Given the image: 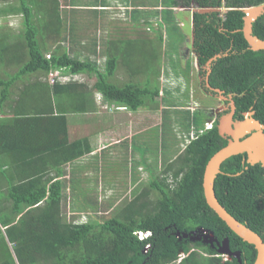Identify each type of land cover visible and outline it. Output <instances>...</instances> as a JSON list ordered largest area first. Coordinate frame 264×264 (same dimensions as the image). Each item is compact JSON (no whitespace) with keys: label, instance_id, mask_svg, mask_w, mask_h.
<instances>
[{"label":"trees","instance_id":"1","mask_svg":"<svg viewBox=\"0 0 264 264\" xmlns=\"http://www.w3.org/2000/svg\"><path fill=\"white\" fill-rule=\"evenodd\" d=\"M168 1L165 8L168 11L176 4L187 7L190 3V0ZM194 1L198 8L228 9L224 16H218L217 13L193 14V49L202 62L230 45L236 49L235 53L230 52L226 57L216 60L209 76L211 85L236 93L234 100L237 109L248 110L252 106L256 111L255 117L264 122V87L260 85L264 77V50L247 49L248 44L240 30L244 12L237 9L256 6L264 3V0H224L223 5L222 0ZM1 2L5 6L0 7V15L11 13L22 17V41L13 45L5 40L4 45L0 44V59L16 68L7 79H0L3 99L8 97L13 80L35 72L46 76L59 68L60 74V69H64L70 73L93 75L95 79L90 90L99 92L104 103H112L131 111L141 107L157 109L159 84L155 79H150L151 73H155L151 59L156 56L153 54L146 58L145 45L137 44L138 40L120 41L126 44L136 42V45L127 46L130 50L127 59L128 63L142 60L145 80L140 82L130 79L129 83L118 84L113 81L119 60V56L113 53V39L106 42L109 44L106 47L107 57L100 69L96 62L88 58L80 59L70 55L61 44L52 48L45 47V32L42 33V29L56 36L61 33L62 17L57 0ZM34 5L37 9L32 11ZM69 5L79 9L77 4ZM137 11L136 8L132 9V12ZM45 15L53 19L51 26L47 22L50 29L45 25L38 27L34 23L35 18L42 20ZM252 35L264 39V14L252 23ZM47 53L48 58L45 57ZM130 70L133 74L138 72ZM37 84L42 85L38 80L30 86ZM42 86L49 100L51 96L54 99L55 115L48 120L54 126L55 148L51 163L56 170L91 152L87 138L68 141L67 120L64 116L68 108L75 112L86 111L84 105L78 103L79 99L84 100L86 84L70 82L49 86L44 83ZM68 92L74 94L75 102L66 106L63 95ZM225 144L226 141L219 135L215 125L202 131L174 159L166 162L161 175L149 180L150 189L158 191L154 200L149 198V189H143L126 202L122 210L102 220L91 216L86 222L80 223L75 222L73 217L66 220L62 211L64 184L43 170L34 169L21 174L18 181L7 180L5 199L8 204L0 206L1 211H6L5 215H0V224L6 227L4 233L0 229V264H239L235 257L224 259L217 255L208 256L214 254L209 245L192 243L189 238L181 236L196 227L212 230L219 238L222 234L230 235L233 240L230 243L231 250H241V263L253 264L256 255L254 246L242 241L229 229L207 205L203 194L205 165ZM232 157L225 160L220 169H224ZM225 177L219 173L214 180L216 198L220 199L218 184ZM167 179H171V182ZM93 199L89 202L90 207L85 210L96 213L101 203ZM218 202L223 204L221 199ZM224 209L242 223L232 208L225 206ZM138 231H151V235L140 240L135 234ZM177 232L180 236H176Z\"/></svg>","mask_w":264,"mask_h":264},{"label":"crops","instance_id":"2","mask_svg":"<svg viewBox=\"0 0 264 264\" xmlns=\"http://www.w3.org/2000/svg\"><path fill=\"white\" fill-rule=\"evenodd\" d=\"M166 2L169 3L168 0H166ZM125 4H129V0H125ZM125 7L131 9L132 12V9L140 8V5H125ZM80 8H82V6H79V9ZM163 8L166 7L163 6ZM189 9L193 10L195 7H173L172 10L191 13ZM141 10L143 11L142 8ZM189 15L191 16V14ZM131 17L138 18V16L135 15H131ZM102 18L103 17H100L98 20ZM178 23L180 24V22ZM192 25L193 23L191 20V26ZM163 27L165 28V26ZM163 32L164 33H160V31H158V34L161 35V40L162 35L166 37L164 29ZM5 40L8 41L5 38L1 39L0 44L4 45L3 43H5ZM66 50L70 55H74L71 49L70 51L69 48ZM77 55L79 54L77 53ZM78 58H80V55ZM190 62L191 59L189 58L185 59L184 62H178V66L172 62V68L176 66L175 69L177 73L174 74L169 68L167 80L165 83H160L158 92L159 100H161L163 96L169 99L170 95H172V88L168 87L171 85L169 81L170 78L173 77L184 85L183 74L184 72L188 74ZM11 66L12 65H7L4 60L0 61L1 70H4L0 74L1 80L7 79L8 75L15 72L9 71L12 69ZM162 67L164 68V66ZM54 70L58 71L59 68ZM60 70L63 75L79 74V80L73 82L86 84L84 100H78L80 105H84V110L86 111L75 112L68 108L67 112H64V116L67 120L68 141L72 142L77 139L87 138L91 146V152L69 161L55 170L52 166L53 151L55 148L54 126L51 120H48L50 116L55 115L54 99L53 96H51L49 100L42 86L44 83L49 85L47 78L42 76L41 80L38 79L42 84L41 86L38 84L30 86L36 82V78L28 76L13 80L10 84L9 94L6 99H3L2 89L0 87V206L8 204L5 199L7 195V180L18 181L21 179V174L34 169L43 170L45 174L54 180L58 179L63 182V200L64 198L66 200L68 197L72 199V202L68 204L69 212L72 214L85 215L82 218H73L74 221H86V216L90 215V212L97 214L100 213L101 209H98L99 211L95 213L93 210L76 208V204H80V198H97V202L101 203L103 201L101 198H108L112 196V193L113 197L115 196L118 183L120 182H122L120 184L123 187H126L127 184L134 186V183L139 180L143 182L144 179H141L143 176L145 178L148 175L147 179L157 176V174H153L152 167L149 163L145 160L146 163L144 164L140 156L136 161H132L131 159V162L129 160V153L133 152L134 149L133 142L136 147L142 150L144 156L148 151L146 149V144L150 142V140H148L149 136L145 134L149 131H155L158 134L157 137L160 138L155 148L160 145L162 149V142L173 140L174 146L182 144L180 148L182 151L190 133L193 132L196 134L197 130L202 129L203 124L208 122L206 113L207 107L199 108L201 106L198 104L195 94H193V88L191 94H189L188 91L186 97L185 95L182 96L185 99L184 102L186 106L179 107L178 105H173L174 109L180 108L178 110H185L189 113V120L186 121L184 119L183 121V118L178 116V110L166 112L163 108L167 106H161L154 110L141 107L136 111L128 110L125 107L113 109V105L115 104L108 102L105 103L109 106H99V102L102 101L101 94L97 91L92 92L90 90L95 79L92 75L90 76L91 82L86 83L85 73H70L66 72L64 69ZM137 70V81L143 82L146 74L144 73V68L139 67ZM161 78H164V76L161 75L160 79ZM114 82L116 83L115 80ZM63 101L66 106H68V103L69 105L72 104V102H75L74 94L71 92L66 93L63 95ZM188 103L190 106L193 105L201 110L196 112L187 110ZM42 109H44V111ZM165 124L167 130L164 131L163 126ZM173 126H176L178 129L177 131H179L180 127L184 128V132L179 133L183 134V136L176 132L179 139L181 137L184 138V143L179 142V144H177L178 139H175L172 133L175 132ZM170 137L171 139H169ZM169 160L171 159L164 161L163 157L161 158V162L164 164ZM124 161H127V163ZM120 163H126L127 166L126 175L122 180L119 178ZM127 180L130 181L128 182ZM70 205H72V208ZM5 212V210L1 211L0 209V215H5ZM18 218L17 216L16 219ZM0 229L4 233L6 227L0 224Z\"/></svg>","mask_w":264,"mask_h":264},{"label":"rangeland","instance_id":"3","mask_svg":"<svg viewBox=\"0 0 264 264\" xmlns=\"http://www.w3.org/2000/svg\"><path fill=\"white\" fill-rule=\"evenodd\" d=\"M9 1H11L12 3H16L15 0ZM57 2L58 11L62 17L61 30L59 27L61 33L59 34V36H56L53 33H49L47 29H42V33L45 32V47L52 48L56 44H61L63 48H69V51L71 49L72 53L74 52L75 56L78 57L80 55L81 59L88 58L95 61L98 64L99 68L102 69V67L104 66L105 58L107 57L105 46L108 47L109 45L106 44V42L113 39V53H116L119 56L113 79L118 84L128 82L130 81V79H132L133 81H137L136 77L138 75L133 74L130 69L136 71L139 67H143V64L141 62L142 60H139L137 62L131 61L128 63L127 53L130 50L127 46L136 45V42L130 41V44H126L121 42L120 40H138L137 44L145 45L144 56L146 58L151 57L153 56V54H155L156 58L151 59L155 73H151L150 79H155L158 82L159 87L160 83H165V81L167 80L169 68L174 72V74L177 73L175 68L176 66H178V62L180 60H177L176 54L179 52L180 47L184 46L185 40L188 38L193 40V38H191V16L189 15L191 13L185 11L177 12L174 10H166L165 8H163V6L167 7L168 5L166 0H129V4H125V0H57ZM69 4H77L78 6H82V8L78 9L77 7H72ZM104 5L106 6L103 7ZM125 5H140V8H138L139 11L137 12H131V9H127ZM179 5L180 4H176V6L174 7H178ZM3 6H5V3H2L0 0V7ZM141 8L143 9V11L141 10ZM36 9L37 8L35 7V5L32 6V11H35ZM171 9H173V7H171ZM219 12L220 14H222L224 12V8L221 7ZM131 15L138 16V18L131 17ZM48 17V15H45L42 20H36L34 16L35 25L38 27L39 25L40 27H43L44 25L48 26L47 22H50L49 26H51L53 19H48ZM100 17L103 18L98 20V18ZM154 22H158L161 25L163 24L165 28L163 26L156 25ZM178 22H180V24ZM148 27L149 29L147 31ZM163 29L166 33V37L162 35V40H159L158 31H162L163 33ZM21 32L22 17L20 14L8 13L0 15V41L1 39L6 38L10 44L16 45L20 41H22ZM110 51L111 50H109V52ZM77 53L79 55H77ZM45 57L48 58L46 55ZM189 59L193 60L192 58ZM0 61L3 60L0 59ZM172 62L176 65L173 68ZM149 66H151V64H149ZM162 66H164V68ZM1 69L2 68L0 67V74L4 71ZM15 70L16 68L14 67L9 71L13 72ZM177 70L179 72L178 67ZM52 72L59 73V71ZM48 74L49 73H47V75ZM47 75L45 76L41 72H35L28 77L36 78L37 81L38 79L41 80L42 76H45L47 78ZM161 75H163L164 78L160 79ZM84 76L86 78V83H90L91 75L85 74ZM169 81L171 85H169L168 87L172 88L171 90L173 91L172 95H170L169 98L171 100L166 99V97L164 96L161 100H159V97H157V108L161 106H167L163 109L166 110V112H172L174 110L180 109H174L173 105H178L179 107L186 106V103L184 102L185 99L182 96L185 95L186 97L188 91L189 94H191L192 88L193 94H195V98L197 99V102L200 106L204 107L211 105L212 100L207 95L200 93L197 88L198 86H196L195 83H193L192 86L186 85L187 87H185L182 82L175 80L173 77L170 78ZM101 104H104V102L100 101L99 106H101ZM107 106L109 105L107 104ZM117 107L119 106L113 105V109ZM178 114L179 117L183 118V121L184 119L186 121L189 120V113L187 111L178 110ZM163 128L164 131L167 130L166 124L163 126ZM173 129H175V132L172 133L175 139H178L177 144H179V142L184 143L183 137H181L180 139L177 137L179 133L184 132V128L180 127L179 131H177L178 129L176 128V126H173ZM176 132H178V134ZM145 135H148L150 137H148V140H150V142L146 144V149L148 151L143 156L142 150L136 147L133 142L134 149L133 152H130L131 155L129 153V160L131 161L132 159V161H136L140 156V159H142L144 164L146 163V160L147 163H149V165L152 167L153 174L161 175L160 172L165 168L166 165V163L164 164L163 162H161V158L163 157L164 161L174 158L179 153V151L181 152L180 148L182 147V144L174 146V141L168 140L162 142V149L160 148V145L155 148L156 143L160 140V138L157 137L158 134L155 131H149ZM179 135L183 136V134ZM169 139H171V137ZM124 162L127 163V161ZM126 163L119 164L120 180H122L126 175ZM135 164L133 163L134 166ZM147 177L148 175L145 178L143 176L141 178L144 179L143 182L139 180L138 182L134 183V186L127 184L126 187H123L120 184L122 182L118 183L117 191L114 197L112 193V196L108 198H101L103 199V201L101 202L100 213L94 214L90 212V215H87L86 217L88 218L89 216H94L95 218L101 220L104 218H108L114 215L116 212L122 210V208L124 207L123 205L126 202L132 200L133 197L139 194L143 189H149V198L150 200H154L158 196V191L150 189L148 184L150 179H147ZM130 180L127 181L129 182ZM166 181H168V179ZM91 199L92 198H80V204H76V208L83 210L87 209L88 207H90L89 202L91 201ZM71 202L72 199L69 197L66 200L64 198V200L62 201V211L66 220L71 219V217L75 218L80 216L78 214H72L69 212L68 204ZM70 207L72 208V205H70ZM142 233L146 236L140 237V235L137 234V237L139 239L141 238L140 240H143L151 235V231H144ZM194 239L195 238H193V240ZM222 257L224 259H228L226 256Z\"/></svg>","mask_w":264,"mask_h":264},{"label":"flooded vegetation","instance_id":"4","mask_svg":"<svg viewBox=\"0 0 264 264\" xmlns=\"http://www.w3.org/2000/svg\"><path fill=\"white\" fill-rule=\"evenodd\" d=\"M223 4H225L224 0H222V5ZM263 4L264 3L259 5H263ZM179 6L181 7L182 5ZM190 6L198 8L194 0H190L189 6L187 7ZM182 7L186 8V6H182ZM210 8H217V7H210ZM224 10L228 11L226 7H224ZM226 11H224L222 14H220L219 11L209 12L208 14L217 13L218 16L221 15L224 16ZM194 13H191V16ZM242 28L240 30H242ZM191 38L194 39L193 29H192ZM260 40H264V39H260ZM193 41L194 40H192V44H191V39L189 38L186 39L184 42V46L180 47L178 53L176 52L177 53L176 58L178 61L180 60L179 62H184V60L187 58H192L194 60V61L191 60L190 62L188 74H185V72L183 74L184 85L188 84L192 86L193 83H195V85L198 86L197 87L198 91L200 93H203L204 95H207L212 100L211 105L206 106L208 123H210L211 126L215 125L217 128V126L219 125L220 118L231 112H232L233 121L243 119L244 113L247 112H251L252 114L250 115V117L258 120L255 117L256 111L253 109L252 106H250L248 110L237 109L234 100L236 93L226 92L225 90L217 86L211 85L210 83L209 76L212 73L213 66L216 60L222 57H226L230 52L232 54L235 53L236 49L232 47L233 45H230V47H228L221 53H216L211 57H209L206 61L202 62L199 58V55L196 52H194ZM247 49H249V46ZM260 85L264 87V77L260 80ZM255 102L256 101H254V103ZM232 105H233V110L231 109ZM199 108H203V106ZM187 110L191 112H196L201 109H198L193 105L190 106V104H188ZM258 121L262 125V132L264 134V122H261L260 120ZM219 135L226 141V144L231 139V136L227 135L226 133L224 135H221L219 133ZM248 135L249 134H246V136ZM220 170L221 171H219V173H223L226 176L225 178H223L222 182L218 184L219 196L221 201L223 202L222 205L232 208L236 216L242 220V224L245 225L250 230H252L253 232L257 233L264 242V167L259 162L250 163L248 154L246 152H242L237 155H234L230 163L226 165L224 169H220ZM231 197H234L235 199L232 200ZM217 199H218L217 201H220L219 198ZM233 218H235V216ZM250 227H252L253 229H251ZM193 231H197V234L193 235L195 239L194 240L191 239L190 242L209 245L210 250L213 251L214 254H208V256L217 255V256H226L227 258H229V256H235L236 253H239V256L241 255V250L239 249L231 250L230 243L233 240L230 238V235L222 234L220 235L221 238H219L214 231L207 229L205 230L201 227H196L195 230ZM199 232L208 236V238L204 239ZM198 236L200 237V239H197ZM222 242H225L227 244V248H224V251L222 249L224 247V245H222Z\"/></svg>","mask_w":264,"mask_h":264},{"label":"water","instance_id":"5","mask_svg":"<svg viewBox=\"0 0 264 264\" xmlns=\"http://www.w3.org/2000/svg\"><path fill=\"white\" fill-rule=\"evenodd\" d=\"M237 9L244 12L243 28L241 32L249 46V49L254 51L264 50V40H260L256 36L252 35V23L259 16L264 14V4L239 7ZM189 10L191 13H209L219 11L220 8H195L193 10ZM191 20H193V15L191 16ZM231 109L233 110V105ZM251 114V112L244 113V118L236 121L232 120V112L220 118L219 125L217 126L218 132L221 135H224L225 133L230 135L231 139L226 145L217 150L206 163L202 177V189L207 205L217 214V216L242 241L254 246L256 255L253 264H264V242L262 239L257 233L253 232L233 218L217 201L214 192V180L220 171V165L228 158L239 153L246 152L250 163L259 162L264 167V134L262 132V125L258 120L250 117ZM246 134L249 135L246 136ZM199 233L204 239L208 238V236L202 234L201 232ZM195 234H197V231L182 233L181 236L191 240L194 238L193 235ZM176 236H180V233L177 232ZM197 239H200V237L198 236ZM222 245H224L222 248L224 251V248H227V244L222 242ZM230 257H235L239 264H242L239 253H236L235 256H229V258Z\"/></svg>","mask_w":264,"mask_h":264},{"label":"built area","instance_id":"6","mask_svg":"<svg viewBox=\"0 0 264 264\" xmlns=\"http://www.w3.org/2000/svg\"><path fill=\"white\" fill-rule=\"evenodd\" d=\"M46 56L49 57V55H46ZM58 75H61V76H58ZM79 76H80L79 74L62 75V74L57 73V72H49V74L47 75V80L52 85V84H55L57 82L65 83V82H68V81H78L79 80ZM205 127L206 128H210L211 126H210V124H206ZM194 137H195L194 133L191 132L190 133V138H188V140H190V139H192ZM137 234L140 235V237H144L145 236V234H143L142 232H137Z\"/></svg>","mask_w":264,"mask_h":264},{"label":"clouds","instance_id":"7","mask_svg":"<svg viewBox=\"0 0 264 264\" xmlns=\"http://www.w3.org/2000/svg\"><path fill=\"white\" fill-rule=\"evenodd\" d=\"M156 25H159V26H164L163 24L161 25V24H159L158 22H154ZM148 29H149V27H148ZM148 29H147V31H148ZM156 29V28H155ZM157 30V29H156ZM160 33H162V31L160 32ZM164 33V32H163ZM46 55H49V54H46ZM71 75H73V74H71ZM68 82H70V81H68ZM68 82H65V83H68ZM71 82H73V81H71ZM49 84V83H48ZM59 84H63V83H59ZM50 85V84H49ZM101 100V99H100ZM103 102V101H102ZM107 103V102H106ZM106 103H104V104H101L103 107H106ZM119 107H121V106H119ZM206 124H210V123H208V122H206V123H204L203 124V127H202V129H199V130H197V132H196V134H194V138H192V139H190V140H186L185 141V144H184V146H186L191 140H193V139H195L196 137H197V135L198 134H200V133H202V131H204V130H208V129H211L212 128V126L210 127V128H206L205 126H206ZM188 138H190V135L188 136ZM168 181L169 182H171V179H168ZM83 216H85V215H83V214H80V218H82ZM87 220V219H86ZM81 222H86V221H81ZM78 223H80V222H78ZM138 232H143V231H138ZM135 234H136V236H137V232H135ZM146 236V235H145ZM144 236V237H145Z\"/></svg>","mask_w":264,"mask_h":264}]
</instances>
